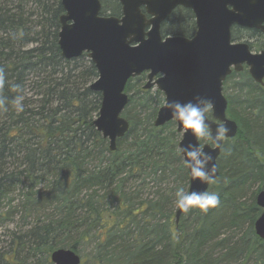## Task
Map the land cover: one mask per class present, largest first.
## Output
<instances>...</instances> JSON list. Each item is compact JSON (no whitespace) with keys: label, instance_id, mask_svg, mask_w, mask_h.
Returning <instances> with one entry per match:
<instances>
[{"label":"trees","instance_id":"1","mask_svg":"<svg viewBox=\"0 0 264 264\" xmlns=\"http://www.w3.org/2000/svg\"><path fill=\"white\" fill-rule=\"evenodd\" d=\"M101 2L103 14L120 13L115 0ZM63 13L60 0H0V96L7 98L0 109V227L16 216L23 224L0 247V264H51L53 250L80 255L88 245L80 264H264V241L253 228L261 214L255 197L264 189V85L246 68L238 80L235 72L227 76L223 91H233L224 95L226 114L238 131L223 142L219 175L208 188L220 203L207 212L192 207L176 223L175 191L188 190L189 174L175 122L153 124L163 94L143 89L145 73L127 81L121 115L129 128L110 151L92 124L101 102L89 88L94 64L86 53L61 55ZM193 30L186 9L161 26L162 35ZM241 37L252 39V50L264 48L257 30L232 28V40ZM17 95L25 97L19 114Z\"/></svg>","mask_w":264,"mask_h":264},{"label":"water","instance_id":"2","mask_svg":"<svg viewBox=\"0 0 264 264\" xmlns=\"http://www.w3.org/2000/svg\"><path fill=\"white\" fill-rule=\"evenodd\" d=\"M118 1L120 17L100 15V0H60L64 13L58 32V46L64 59H75L86 53L95 66L97 78L89 88L101 94V102L92 124L108 140L109 150L116 149L117 140L129 128L128 121L121 115L128 102L125 85L130 78L142 73H146L143 89L155 87L163 94L164 101L186 102L197 95L211 99L215 107L208 113V122L213 130L217 123L227 121L230 131L226 139L235 137L238 126L226 114L228 102L223 94V83L232 72H241L246 67L250 78L263 86L264 49L253 52L248 41H233L232 28L257 30L264 37V0ZM178 6L192 11L195 31L191 38L161 33V24ZM129 35L133 38L126 41ZM169 121L175 122L180 133V149L193 138L182 139L180 122L161 105L153 124L160 127ZM199 143L214 157L216 179L221 149L214 144L209 147L208 142L199 140ZM188 174V192L208 191L211 183L193 179L189 169ZM255 201L261 214L253 228L264 241V189L257 192ZM182 212L177 209L176 223ZM49 259L51 264L81 263L80 255L68 248L53 250Z\"/></svg>","mask_w":264,"mask_h":264},{"label":"clouds","instance_id":"3","mask_svg":"<svg viewBox=\"0 0 264 264\" xmlns=\"http://www.w3.org/2000/svg\"><path fill=\"white\" fill-rule=\"evenodd\" d=\"M132 38L133 36L129 35L125 39L127 41ZM5 82V70L0 67V89L4 87ZM11 87L14 91H22L19 84H13ZM24 98V95H17L12 100V106L17 114L25 109ZM6 101V97L0 96V109L6 110ZM214 107L211 99L199 95L186 102L165 100L162 104V108L169 110L171 116L180 122L182 139L186 136L193 138L181 145L179 151L186 157L184 164L190 170L193 179H198L204 184L216 182L214 175L216 165L211 152H206L205 146L200 144L199 140L207 141L209 147L214 144L216 148L222 149L223 142L230 131L227 121L217 123L213 130L211 123L208 122V113L212 112ZM175 197L177 209L183 212H188L192 207L207 212L209 208H215L220 203L219 194L207 190L188 192L183 187H179L175 191Z\"/></svg>","mask_w":264,"mask_h":264},{"label":"rangeland","instance_id":"4","mask_svg":"<svg viewBox=\"0 0 264 264\" xmlns=\"http://www.w3.org/2000/svg\"><path fill=\"white\" fill-rule=\"evenodd\" d=\"M109 1H113V0H109ZM107 13H109L107 11ZM252 39L248 38V37H241L240 39L236 40V41H251ZM264 49V48H263ZM254 52H256L254 50ZM237 75V77H235L236 80H238L239 78H241V76L238 75V73L240 72H235ZM146 82V78L144 80L143 83ZM155 89V88H154ZM231 91H233L232 89H229V90H226L223 91L224 95L227 94V93H230ZM259 103H264V99H259L258 100ZM237 108H235L236 110ZM238 110V109H237ZM263 113H264V104H263ZM149 193V191H147ZM151 196V195H150ZM22 220L20 219L19 216H16L14 217V219L12 221H10L7 225H3L2 227H0V247H7L8 245V242L11 238V234L12 232H15L17 230H19L20 228L23 229V224L21 222ZM91 252V246H87V247H84L81 249V252H80V256L81 258L83 256H86L88 257L89 256V253Z\"/></svg>","mask_w":264,"mask_h":264},{"label":"flooded vegetation","instance_id":"5","mask_svg":"<svg viewBox=\"0 0 264 264\" xmlns=\"http://www.w3.org/2000/svg\"><path fill=\"white\" fill-rule=\"evenodd\" d=\"M115 1H116V2L119 4V6H120V13H119V14L116 15V14H110V13H107V12H106L105 14H103V13H102V2H101V0H100V2H101V11H100V15H102V16L112 15V16L120 17V16H121V5H120V3H119L118 0H115ZM178 9H186V10L189 11V13L192 14V11H191L190 9H187V8H184V7H181V6L176 7L172 12H174V11H176V10H178ZM141 11H142V13H145L143 7H141ZM170 15H171V14H170ZM170 15H169V16H170ZM192 16H193V14H192ZM146 17L149 18L148 15H146ZM168 18H169V17H168ZM168 18H167V19H168ZM167 19L164 21L165 23H166ZM193 21H194V18H193ZM164 22H163V23H164ZM163 23H162V24H163ZM162 24H161V26H162ZM194 31H195V24H194V30H193V33L189 34L188 36H183V37L191 38L192 35L194 34ZM171 35H176V34H171ZM177 35H178V34H177ZM180 36H182V35H180Z\"/></svg>","mask_w":264,"mask_h":264}]
</instances>
